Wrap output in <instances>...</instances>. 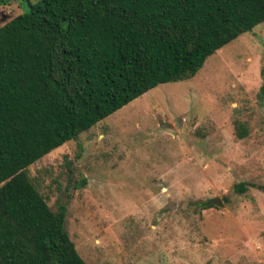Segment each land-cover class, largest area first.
<instances>
[{
    "label": "rangeland",
    "instance_id": "1",
    "mask_svg": "<svg viewBox=\"0 0 264 264\" xmlns=\"http://www.w3.org/2000/svg\"><path fill=\"white\" fill-rule=\"evenodd\" d=\"M27 171L87 264H264V22Z\"/></svg>",
    "mask_w": 264,
    "mask_h": 264
},
{
    "label": "trees",
    "instance_id": "2",
    "mask_svg": "<svg viewBox=\"0 0 264 264\" xmlns=\"http://www.w3.org/2000/svg\"><path fill=\"white\" fill-rule=\"evenodd\" d=\"M28 2L0 27V264H87L67 206L54 211L28 167L158 85L194 77L264 22V0Z\"/></svg>",
    "mask_w": 264,
    "mask_h": 264
},
{
    "label": "water",
    "instance_id": "3",
    "mask_svg": "<svg viewBox=\"0 0 264 264\" xmlns=\"http://www.w3.org/2000/svg\"><path fill=\"white\" fill-rule=\"evenodd\" d=\"M203 205L204 206H214V205H216V206H221V207L225 206L224 201H223V199L220 196H214V197L207 198L203 202Z\"/></svg>",
    "mask_w": 264,
    "mask_h": 264
}]
</instances>
